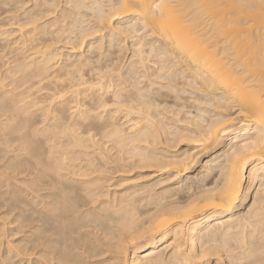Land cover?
I'll use <instances>...</instances> for the list:
<instances>
[{"label": "bare ground", "instance_id": "6f19581e", "mask_svg": "<svg viewBox=\"0 0 264 264\" xmlns=\"http://www.w3.org/2000/svg\"><path fill=\"white\" fill-rule=\"evenodd\" d=\"M0 264H264V0H0Z\"/></svg>", "mask_w": 264, "mask_h": 264}, {"label": "rangeland", "instance_id": "374dc122", "mask_svg": "<svg viewBox=\"0 0 264 264\" xmlns=\"http://www.w3.org/2000/svg\"><path fill=\"white\" fill-rule=\"evenodd\" d=\"M190 101H188V106H189V109L191 108V106H194L193 102L191 101L190 104H189ZM193 104V105H192ZM190 111L193 112V114H197V111L195 109H191ZM195 139H191V140H184L182 142H179L178 144L176 145H172L170 146V144L168 145L169 148L166 147L165 145V148L167 149L168 151V154L169 155H174L175 153H177V151H181V149H185L186 147H188V145H190L191 147H196V143H195ZM190 143V144H189ZM175 146V147H173Z\"/></svg>", "mask_w": 264, "mask_h": 264}]
</instances>
